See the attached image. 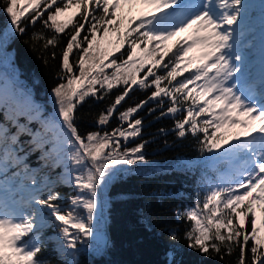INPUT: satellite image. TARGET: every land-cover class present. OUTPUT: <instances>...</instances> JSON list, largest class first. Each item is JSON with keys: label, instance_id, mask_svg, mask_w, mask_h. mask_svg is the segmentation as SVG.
Segmentation results:
<instances>
[{"label": "snow or ice", "instance_id": "obj_1", "mask_svg": "<svg viewBox=\"0 0 264 264\" xmlns=\"http://www.w3.org/2000/svg\"><path fill=\"white\" fill-rule=\"evenodd\" d=\"M134 4L151 10L126 15L124 6ZM19 5L20 0H0L16 32L23 34L26 23L35 25L41 19L53 30L51 37L33 34L34 40L44 41L45 49H55L59 34L70 25L71 31L61 49L60 82L51 90L55 115L45 117L32 107L14 109L10 119L16 131L0 123V177L7 176L9 167L23 166L24 176L38 184L17 152L20 135L28 134L42 159L51 158L56 167L70 165L67 180L77 191L65 208L57 203L60 194L50 187L44 195L40 187L0 179V264H47L38 254L43 249V230L52 223L59 230L57 239L70 252L95 236L101 186L118 166L145 160L147 141L134 147L127 144L142 134L143 118L135 114L153 101L156 108H149V114L159 108L161 116L179 115L174 119L175 134L196 136L201 155L212 153L214 161L228 165L202 199L177 212L191 222L184 234L188 247L205 255L215 253L221 260L239 248L236 264H248L249 251L251 264H264V237L259 235L264 227V80L258 90L242 82L244 57L237 46L243 0H24V6ZM74 5L79 11L61 19ZM98 33H102L99 39ZM110 33L116 34L114 44L105 42ZM183 33L188 35L167 46V41ZM137 49L141 55L134 59ZM194 49L198 54L190 56ZM133 86L153 90L147 99L120 111ZM114 88L119 93L96 124L104 129L115 117L117 126L82 135L75 123L76 110L87 97L103 100ZM21 117L28 123L40 121L43 132L32 133L19 123ZM237 127L241 130L233 132ZM13 175L20 177L21 172ZM257 210L262 214L261 227ZM170 238L177 239V234ZM168 256V264H175L174 254Z\"/></svg>", "mask_w": 264, "mask_h": 264}, {"label": "trees", "instance_id": "obj_2", "mask_svg": "<svg viewBox=\"0 0 264 264\" xmlns=\"http://www.w3.org/2000/svg\"><path fill=\"white\" fill-rule=\"evenodd\" d=\"M249 1L243 0L242 42L245 43L253 36L254 29L261 27L257 18L262 10L261 5ZM19 6H24V0H20ZM136 14L135 8L129 13L132 16ZM46 16L47 13L43 18L46 19ZM70 31L71 25L65 33L59 34L60 43L55 49H45L43 40L32 38L34 33H43L45 37L54 34L53 30L45 27L42 19L35 25L26 23V31L21 34L14 30L9 17L0 7V89L10 77L14 78L10 85L13 93H5L3 96L0 123L8 126L11 132L16 131L10 119L14 109L28 111L32 107L45 117L55 115L51 90L60 82L57 75L60 72V54ZM101 35L102 33L97 34L98 39ZM116 39V34L110 33L105 42L111 40L114 44ZM53 51L56 52V59H52ZM74 59L70 55V62ZM106 71L110 72L109 69ZM142 76L143 72L138 78ZM152 90H141L133 86L130 96L119 110L123 111L147 99ZM118 93L119 88H114L103 100L91 96L86 98L76 110L75 123L82 135L92 131H111L117 126L118 120L115 117L104 129L96 124V120ZM149 108H156V102H150L135 114L136 118H143L142 134L137 138H130L127 144V147H134L141 141H147L143 149L145 160L131 166H118L111 179L100 188L103 192V214L97 220L96 228L103 234L105 242H100L95 235L70 252L62 247L64 242L57 239L59 230L56 223H52L43 230V249L38 254L47 264H68L69 261L72 264H168L169 253L174 254L175 264H236L239 248L223 260L215 253L205 255L189 248L184 234L191 222L182 215H177L178 211L194 206L198 198L202 199L208 187L218 182L219 173L226 171L228 165L214 161L212 153L205 152L201 155L196 136L189 133L185 138H179L175 134L174 119L180 118L179 115L175 118L161 116L159 108L149 114ZM19 123L26 124L32 133L43 132L40 121L28 123L25 117H21ZM160 129L165 131L161 132ZM240 130L238 127L232 129L233 132ZM16 147L18 155L24 159V164L29 169L28 175L34 176L38 184L32 185L31 179L24 176L23 166L9 167L6 170L7 176L0 179H7L17 185L22 182L32 188L40 187L44 195H47L50 187L62 197L57 203L67 208L68 198L76 195L77 191L63 177L68 173L70 165L66 167L61 163L56 167L51 158L47 161L42 159L28 134L20 135ZM16 172H21V176L15 177L13 174ZM45 184L49 186L45 187ZM246 230L251 231L250 225L246 226ZM173 232L177 234L175 240L170 238ZM259 235L264 237L262 229ZM252 243L250 239L249 248ZM248 264H251L250 251Z\"/></svg>", "mask_w": 264, "mask_h": 264}, {"label": "rangeland", "instance_id": "obj_3", "mask_svg": "<svg viewBox=\"0 0 264 264\" xmlns=\"http://www.w3.org/2000/svg\"><path fill=\"white\" fill-rule=\"evenodd\" d=\"M129 8H131V10L133 8H135L137 11L136 15H139L142 12H147V11L151 10L150 7L147 5H140V4L125 5L124 6V12H126L127 15H129V11H128ZM137 8H138V10H137ZM77 11H79V9L74 5L66 13H64L62 15V17L71 16L74 13H76ZM112 34H114V33H112ZM185 35H188V33H183V34H181L180 37H174L172 40L167 41L166 42L167 46L170 48L172 46V44L175 43V41L177 39H180L182 36H185ZM253 39H255V40H251L245 46H239L238 45L237 50L244 57V63H243V69H242L243 75L250 73L249 79H251V80H252L251 75H253V80H252L253 82L251 84L253 87H256L258 90V86L260 85L261 81L264 80V62L262 61V59L264 58V31L262 32L261 35L255 34L253 36ZM197 54H198V50H195V49L192 52H189L190 56L191 55H197ZM137 55L138 56L141 55L139 49H138ZM159 55H160V53H157L155 55V59H159ZM254 84H256V85L254 86ZM1 87H2L3 91L6 93H13V88L11 86H8L6 83H4ZM27 186H29V184H27ZM102 198H103V192L100 189L99 199L101 201V210H100V213L98 214V219L103 214ZM261 216H262L261 212L259 210H257V218H258L257 219V225L260 227H261V225H260ZM261 229H262V231H264V227H261ZM95 235L98 236L100 242H102V243L105 242L104 236L102 233H100L99 229L96 230ZM56 236L57 235L55 234V237ZM60 248H61V245H60Z\"/></svg>", "mask_w": 264, "mask_h": 264}]
</instances>
